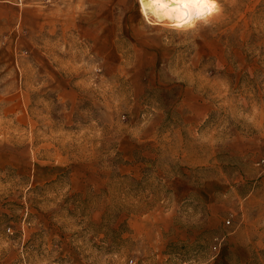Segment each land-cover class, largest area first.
I'll use <instances>...</instances> for the list:
<instances>
[{
  "label": "rangeland",
  "instance_id": "374dc122",
  "mask_svg": "<svg viewBox=\"0 0 264 264\" xmlns=\"http://www.w3.org/2000/svg\"><path fill=\"white\" fill-rule=\"evenodd\" d=\"M219 2L177 30L139 0L4 1L0 264H264V228L229 246L264 187V0Z\"/></svg>",
  "mask_w": 264,
  "mask_h": 264
},
{
  "label": "clouds",
  "instance_id": "9594fccd",
  "mask_svg": "<svg viewBox=\"0 0 264 264\" xmlns=\"http://www.w3.org/2000/svg\"><path fill=\"white\" fill-rule=\"evenodd\" d=\"M155 2L170 10L172 15L167 18L172 21L170 26L177 30H190L198 25L210 24L223 11L219 0H155Z\"/></svg>",
  "mask_w": 264,
  "mask_h": 264
},
{
  "label": "crops",
  "instance_id": "0c3cea01",
  "mask_svg": "<svg viewBox=\"0 0 264 264\" xmlns=\"http://www.w3.org/2000/svg\"><path fill=\"white\" fill-rule=\"evenodd\" d=\"M4 1L0 0V12L2 13H4L7 7ZM240 211L242 212V231L239 232L238 238H235L234 242L229 245L235 253L247 251L249 249L248 246L254 243L255 238H258L256 237L258 236V232L256 233L255 230L264 228V225L261 224L264 221V187L262 190L254 191L242 199ZM247 237L249 240H246ZM219 258L211 264H220L219 262L223 258L225 259V255H220Z\"/></svg>",
  "mask_w": 264,
  "mask_h": 264
},
{
  "label": "bare ground",
  "instance_id": "6f19581e",
  "mask_svg": "<svg viewBox=\"0 0 264 264\" xmlns=\"http://www.w3.org/2000/svg\"><path fill=\"white\" fill-rule=\"evenodd\" d=\"M139 3L144 14L151 15L158 20L172 22L167 18L172 15L170 10L168 8H163L160 4L156 3L155 0H139Z\"/></svg>",
  "mask_w": 264,
  "mask_h": 264
}]
</instances>
